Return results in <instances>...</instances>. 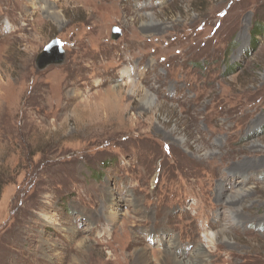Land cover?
Wrapping results in <instances>:
<instances>
[{"label": "rangeland", "instance_id": "1", "mask_svg": "<svg viewBox=\"0 0 264 264\" xmlns=\"http://www.w3.org/2000/svg\"><path fill=\"white\" fill-rule=\"evenodd\" d=\"M259 25L264 0H0V264H264Z\"/></svg>", "mask_w": 264, "mask_h": 264}, {"label": "bare ground", "instance_id": "2", "mask_svg": "<svg viewBox=\"0 0 264 264\" xmlns=\"http://www.w3.org/2000/svg\"><path fill=\"white\" fill-rule=\"evenodd\" d=\"M243 177H245V178H242L241 184L244 188L245 185H243V184H247L252 176L250 178H248L246 176V174H243ZM240 192H242V194H244L243 197H240L239 199L238 198L237 199H227L226 202H224V203L220 202L219 204H225V207L227 206L229 208V210H231V209L235 210L237 207L242 206V203L244 202V198H246V196L249 195V192H247V191L242 190ZM239 214L240 213L237 212L235 214V217L232 220H230L231 222L228 221V223L232 224V227L233 226L240 227L241 225H243L246 222L244 219H242L240 217ZM251 221H255V220H251ZM223 232H225V231L221 230V231L216 232L215 238H214L215 242H217L219 235L222 234ZM176 247H178V246H176ZM200 247H202V248H200ZM200 247L198 248L196 255L193 257L194 260H192L190 262L183 261V259H181V257L178 255V251H177L178 248H176V249H172V250L170 249V250L164 251L162 258L157 259V264H207V263L213 264V261H211V255H215L216 253L212 252L209 256V254L206 253L207 250L205 251V245L202 244V246H200ZM136 257H138V259H139V261L136 259L137 264H150L149 259L144 252H141V254L139 256H136ZM144 258H146V259H144ZM107 262H108V264H114V262H112V260H109Z\"/></svg>", "mask_w": 264, "mask_h": 264}, {"label": "water", "instance_id": "3", "mask_svg": "<svg viewBox=\"0 0 264 264\" xmlns=\"http://www.w3.org/2000/svg\"><path fill=\"white\" fill-rule=\"evenodd\" d=\"M121 32L118 28L114 29L112 38L117 40ZM65 53L62 45L57 40H54L49 44L44 51L38 56L37 64L40 70L44 69L47 65H60L64 62Z\"/></svg>", "mask_w": 264, "mask_h": 264}, {"label": "trees", "instance_id": "4", "mask_svg": "<svg viewBox=\"0 0 264 264\" xmlns=\"http://www.w3.org/2000/svg\"><path fill=\"white\" fill-rule=\"evenodd\" d=\"M257 28H258L257 32H258V31L261 32V30L264 31V27H262V26H260V25L257 26Z\"/></svg>", "mask_w": 264, "mask_h": 264}]
</instances>
